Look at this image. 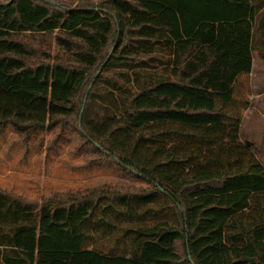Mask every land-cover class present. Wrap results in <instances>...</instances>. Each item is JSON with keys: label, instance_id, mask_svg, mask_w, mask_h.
<instances>
[{"label": "trees", "instance_id": "trees-1", "mask_svg": "<svg viewBox=\"0 0 264 264\" xmlns=\"http://www.w3.org/2000/svg\"><path fill=\"white\" fill-rule=\"evenodd\" d=\"M253 53L264 0L0 2V132L70 125L127 179L0 190V264H264V165L228 107Z\"/></svg>", "mask_w": 264, "mask_h": 264}, {"label": "rangeland", "instance_id": "rangeland-1", "mask_svg": "<svg viewBox=\"0 0 264 264\" xmlns=\"http://www.w3.org/2000/svg\"><path fill=\"white\" fill-rule=\"evenodd\" d=\"M3 1L8 0H0ZM48 47L51 58L64 55L53 40ZM233 97L235 102L228 107L241 114L240 138L252 145L264 165V63L257 55H253L252 73L238 79ZM69 126L22 133L6 126L0 132V190L36 202L54 193L124 182L126 178L112 163L91 160L93 156ZM107 244L113 246L114 242Z\"/></svg>", "mask_w": 264, "mask_h": 264}, {"label": "crops", "instance_id": "crops-1", "mask_svg": "<svg viewBox=\"0 0 264 264\" xmlns=\"http://www.w3.org/2000/svg\"><path fill=\"white\" fill-rule=\"evenodd\" d=\"M252 55H256L255 53H253ZM252 67H253V57H252ZM252 73V68H251V71H250V73L249 74H251ZM238 82V81H237Z\"/></svg>", "mask_w": 264, "mask_h": 264}]
</instances>
